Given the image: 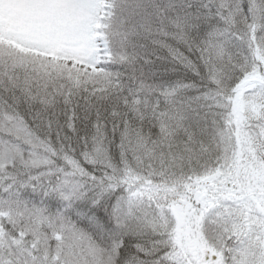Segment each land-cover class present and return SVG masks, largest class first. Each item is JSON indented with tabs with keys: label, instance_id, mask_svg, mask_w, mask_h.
I'll return each mask as SVG.
<instances>
[{
	"label": "snow or ice",
	"instance_id": "6c2138e0",
	"mask_svg": "<svg viewBox=\"0 0 264 264\" xmlns=\"http://www.w3.org/2000/svg\"><path fill=\"white\" fill-rule=\"evenodd\" d=\"M0 264H264V0H0Z\"/></svg>",
	"mask_w": 264,
	"mask_h": 264
}]
</instances>
